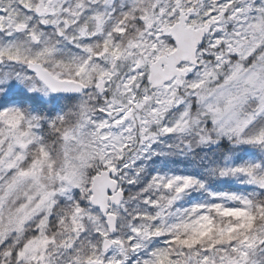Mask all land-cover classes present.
I'll return each mask as SVG.
<instances>
[{"label": "snow or ice", "instance_id": "6c2138e0", "mask_svg": "<svg viewBox=\"0 0 264 264\" xmlns=\"http://www.w3.org/2000/svg\"><path fill=\"white\" fill-rule=\"evenodd\" d=\"M0 264H264V0H0Z\"/></svg>", "mask_w": 264, "mask_h": 264}]
</instances>
